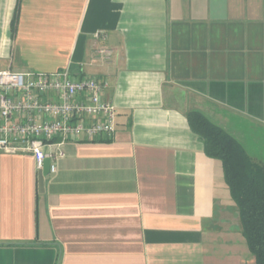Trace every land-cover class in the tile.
<instances>
[{
    "label": "crops",
    "instance_id": "crops-1",
    "mask_svg": "<svg viewBox=\"0 0 264 264\" xmlns=\"http://www.w3.org/2000/svg\"><path fill=\"white\" fill-rule=\"evenodd\" d=\"M64 68L107 81L116 130L64 141L42 192L0 153V264H255L188 114L264 164V0H0V70Z\"/></svg>",
    "mask_w": 264,
    "mask_h": 264
},
{
    "label": "built area",
    "instance_id": "built-area-1",
    "mask_svg": "<svg viewBox=\"0 0 264 264\" xmlns=\"http://www.w3.org/2000/svg\"><path fill=\"white\" fill-rule=\"evenodd\" d=\"M109 58L108 49L97 50ZM105 79L74 77L64 68L52 72L0 70V153L32 154L40 169L49 157L64 155L66 140L110 139L116 130V108L101 97Z\"/></svg>",
    "mask_w": 264,
    "mask_h": 264
},
{
    "label": "trees",
    "instance_id": "trees-1",
    "mask_svg": "<svg viewBox=\"0 0 264 264\" xmlns=\"http://www.w3.org/2000/svg\"><path fill=\"white\" fill-rule=\"evenodd\" d=\"M188 121L206 154L221 160L241 233L255 264H264V164L251 159L234 138L198 113H189Z\"/></svg>",
    "mask_w": 264,
    "mask_h": 264
},
{
    "label": "water",
    "instance_id": "water-1",
    "mask_svg": "<svg viewBox=\"0 0 264 264\" xmlns=\"http://www.w3.org/2000/svg\"><path fill=\"white\" fill-rule=\"evenodd\" d=\"M51 160L49 157L44 158L42 167L38 169L37 179H38V189L40 192L44 190L45 180L52 176L53 172H50Z\"/></svg>",
    "mask_w": 264,
    "mask_h": 264
}]
</instances>
